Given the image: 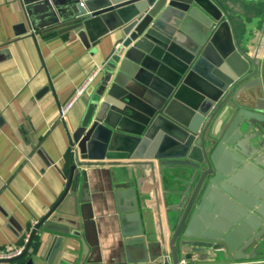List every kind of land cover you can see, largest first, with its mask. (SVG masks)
Segmentation results:
<instances>
[{
  "label": "water",
  "instance_id": "1",
  "mask_svg": "<svg viewBox=\"0 0 264 264\" xmlns=\"http://www.w3.org/2000/svg\"><path fill=\"white\" fill-rule=\"evenodd\" d=\"M237 3L252 7L249 19L231 18L228 7ZM54 5L43 14L46 29L73 31L86 48L107 33L120 34L69 133L73 152L63 192L19 252L0 257V264H54L69 229L49 217L86 167L129 171L114 191L129 261L264 259V0ZM17 29L24 31L22 24ZM132 167L149 182L144 194L152 206H141ZM88 197L79 200L89 205ZM39 228L52 236L35 257L30 247ZM80 242L86 254L84 238Z\"/></svg>",
  "mask_w": 264,
  "mask_h": 264
},
{
  "label": "crops",
  "instance_id": "2",
  "mask_svg": "<svg viewBox=\"0 0 264 264\" xmlns=\"http://www.w3.org/2000/svg\"><path fill=\"white\" fill-rule=\"evenodd\" d=\"M49 3L0 0V252L23 246L32 227L63 192L73 148L69 133L120 34L107 33L86 48L73 31L46 29L48 18L43 14L60 0ZM228 11L236 21L249 19L253 9L237 3ZM18 24L23 32L18 33ZM95 67H100L96 77L60 118L59 106ZM127 173L123 167H86L78 172L68 195L49 217L69 229L62 235L54 264L59 258L69 264H92L87 259L98 260L95 264H135L126 257L114 201V191L127 180ZM131 174L141 206H152L144 194L149 182L141 169L132 167ZM80 186L86 188L85 194ZM80 196H89V205ZM51 236L42 228L36 231L30 247L33 256L47 250Z\"/></svg>",
  "mask_w": 264,
  "mask_h": 264
},
{
  "label": "built area",
  "instance_id": "3",
  "mask_svg": "<svg viewBox=\"0 0 264 264\" xmlns=\"http://www.w3.org/2000/svg\"><path fill=\"white\" fill-rule=\"evenodd\" d=\"M82 5V2H80ZM100 71V67L93 68L84 78V80L76 86V88L73 90L69 98L65 101L64 104L60 105L58 108V114L60 118H63L66 114V112L70 109L72 104L78 97L84 92V90L87 88L88 84L96 77L97 73ZM73 152V148L72 151ZM26 241V239H25ZM22 248V246L14 248L13 250L0 252V257H9L19 252V250ZM239 262V261H238ZM237 262V263H238ZM236 263V262H235ZM178 264H195L190 263L184 259H180Z\"/></svg>",
  "mask_w": 264,
  "mask_h": 264
},
{
  "label": "rangeland",
  "instance_id": "4",
  "mask_svg": "<svg viewBox=\"0 0 264 264\" xmlns=\"http://www.w3.org/2000/svg\"><path fill=\"white\" fill-rule=\"evenodd\" d=\"M228 264H264V259H257V260H243L239 261L238 263L236 262H230Z\"/></svg>",
  "mask_w": 264,
  "mask_h": 264
}]
</instances>
